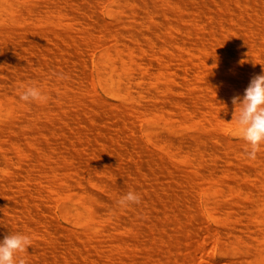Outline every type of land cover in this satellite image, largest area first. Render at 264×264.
I'll return each mask as SVG.
<instances>
[{
	"label": "bare ground",
	"instance_id": "bare-ground-1",
	"mask_svg": "<svg viewBox=\"0 0 264 264\" xmlns=\"http://www.w3.org/2000/svg\"><path fill=\"white\" fill-rule=\"evenodd\" d=\"M258 74L264 0H0V240L29 235L27 264H202L216 232L223 264H264V143L225 132Z\"/></svg>",
	"mask_w": 264,
	"mask_h": 264
},
{
	"label": "clouds",
	"instance_id": "clouds-1",
	"mask_svg": "<svg viewBox=\"0 0 264 264\" xmlns=\"http://www.w3.org/2000/svg\"><path fill=\"white\" fill-rule=\"evenodd\" d=\"M20 99L26 102L40 101L41 90L35 85L27 86ZM232 103L235 106L231 120L234 122V131L248 142L250 149H245L247 156L255 159L261 143H264V74L253 77L245 89L243 98L234 96ZM140 201L139 194L128 191L117 204L127 207L130 204H139ZM30 245L31 238L27 234L10 232L5 235L3 240H0V264H27L22 254Z\"/></svg>",
	"mask_w": 264,
	"mask_h": 264
},
{
	"label": "rangeland",
	"instance_id": "rangeland-1",
	"mask_svg": "<svg viewBox=\"0 0 264 264\" xmlns=\"http://www.w3.org/2000/svg\"><path fill=\"white\" fill-rule=\"evenodd\" d=\"M108 45H109V43L107 42V43H102V44H100L99 46H96V47H93L92 49H91V56H92V58L94 59L95 58V60H98L99 58H100V56L104 53V51H105V49L108 47ZM98 47V48H97ZM104 47H106V48H104ZM97 48V49H96ZM94 49V50H93ZM100 52H102V53H100ZM99 53H100V55H99ZM97 54V55H96ZM211 69H213L212 71H216V67L214 66V67H212ZM140 122H138L139 124H138V127L140 128V130L142 131V132H145V130H146V128H147V126H148V124H149V121L147 120V119H145V118H143V117H140ZM180 128H181V131H183V132H186V131H189L191 128H188V127H185V126H180ZM233 130V131H232ZM231 131V132H230ZM225 132L229 135V136H233L234 138H236L237 139V136L235 135L236 134V132L234 131V127H231V128H227L226 130H225ZM152 146V145H151ZM59 199V200H58ZM55 200V201H54ZM52 202H51V208H52V210L55 212L54 214H55V216H54V219L53 220H57V221H55L56 223H59V224H61V225H63V226H66V225H68L67 227H69V228H72V229H75V230H82L83 228H84V224H77V223H75L74 221H72V220H69V219H66L64 216H63V210L65 209V207H68V206H70L71 204L73 205H76L77 204V201H75L74 199H72V198H55ZM67 201V202H66ZM56 202V203H55ZM71 203V204H70ZM202 203L204 204V205H209V204H211L212 203V200L211 199H205V198H203L202 199ZM66 205H68V206H66ZM53 206V207H52ZM72 221V222H71ZM213 234V233H212ZM120 235L121 236H127V234H124V233H120ZM210 236H208L207 237V239H206V241H207V247H206V250H202V249H198V251H197V256H198V258H197V262H199V263H202V264H205L206 263V258L205 257H209V259L211 260V261H214V262H216L217 264H218V262H219V264H223L222 262H223V260L225 261L224 263H227L229 260H230V262L231 261H234V260H236V258H237V256L234 254V253H230V254H223V252H222V241H221V239H220V237L217 235V237H216V232L213 234V241H214V243H212V245H211V242H213L211 239H209V241H211V242H209L208 241V238H209ZM216 242V243H215ZM209 243V244H208ZM211 245V246H210ZM164 246V247H163ZM157 245V246H155V247H153V249H151V253H158V252H160L161 251V249H163V250H165V248L166 249H168V246H166V245ZM183 246H184V248H187V245H185V244H183ZM156 247L157 248H160V249H156ZM213 249L214 250V252H213V255L212 254H210L211 256H209L208 254V252H207V250L208 249ZM155 249H156V251H155ZM160 250V251H159ZM220 250V251H219ZM158 251V252H157ZM208 253V254H207ZM206 255L202 260H201V257L202 256H204V255ZM204 259H206V260H204ZM208 259V260H209ZM229 259V260H228ZM232 259H234V260H232ZM208 260H207V262H208ZM226 260H228V261H226ZM222 261V262H221Z\"/></svg>",
	"mask_w": 264,
	"mask_h": 264
}]
</instances>
